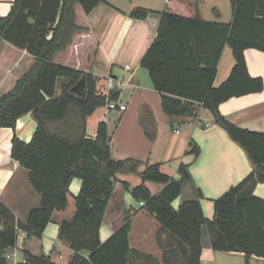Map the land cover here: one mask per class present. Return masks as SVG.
<instances>
[{
    "label": "trees",
    "instance_id": "1",
    "mask_svg": "<svg viewBox=\"0 0 264 264\" xmlns=\"http://www.w3.org/2000/svg\"><path fill=\"white\" fill-rule=\"evenodd\" d=\"M104 0H13L9 12L0 16V51L13 46L25 50L31 61L11 68L12 85L0 90V127H11V157L28 170L29 182L40 196L39 207L32 209L24 222L0 200V264H6V252L15 246L18 231L25 237L41 238L54 210H64L71 181L81 180L74 196L71 219L59 223L58 238L69 244L68 262L56 263L49 256L24 251L16 264H127L129 251L126 220L105 241L99 239V227L117 181L116 173L134 172L140 160L114 159L110 153L111 136L106 123L99 121L93 137L86 134V119L96 107L115 101L119 90L100 94L96 77L54 56L64 51L75 32L88 27L76 22L75 6L84 13ZM230 22L205 20L190 14L178 1L159 12L156 35L140 59L152 86L161 97V107L169 117L194 115L199 106L208 108L214 121L245 151L251 171L213 200V216L205 217L199 198L186 200L173 208L183 181L190 179L187 165L180 164L178 177L160 170L159 163L146 164L139 172L141 182L131 190L160 222L189 248L186 264H201V230L205 225L213 250L240 252L246 264L251 255L264 258V199L248 187L264 180V132L236 126L218 110L222 101L237 95L260 91L263 81L247 71L244 50L264 51V0H229ZM150 12L134 7L130 16L143 18ZM232 50L235 62L228 77L213 85L223 47ZM95 48L87 51L92 64ZM8 66L12 59H7ZM20 66V67H19ZM58 78H65L61 92L55 95ZM31 112L36 128L28 142L15 132L18 117ZM152 139L153 133L147 131ZM190 152L198 154L196 144ZM145 181L164 184L152 194ZM122 184L127 187L126 182Z\"/></svg>",
    "mask_w": 264,
    "mask_h": 264
},
{
    "label": "crops",
    "instance_id": "2",
    "mask_svg": "<svg viewBox=\"0 0 264 264\" xmlns=\"http://www.w3.org/2000/svg\"><path fill=\"white\" fill-rule=\"evenodd\" d=\"M186 4L190 14L198 13L205 20L230 22L229 15L220 11V5L227 0H104L89 13L81 6H75L76 22L88 27L87 31L75 32L72 41L54 59L72 67L90 71L97 79L99 90L111 91L109 82L118 79L122 84L117 88L115 100L125 104V110H111L106 104L96 107L86 119V134L93 137L99 121H104L111 136L110 153L114 159L132 157L140 160L134 172L116 173L117 181L113 196L109 200L99 227V239L105 241L126 220L129 251L127 264H186L189 248L173 234L161 228L160 222L146 208L139 204L131 190L141 182L139 172L146 164L159 163L160 170L178 177L180 164L187 165L190 179L183 181L179 196L172 202L173 208L186 200L197 198L196 189L205 217L213 216V200L230 186L238 183L252 169L244 149L228 135L227 131L214 121L213 114L199 106L194 115L169 117L161 107V97L152 86L147 70L140 66V59L153 41L159 24V12L172 3ZM13 0H0V16L6 15ZM214 10V16L206 17V7ZM134 7H144L150 12L143 18L130 16ZM2 49L0 51V90L8 89L13 82L9 72L15 65L28 63L31 56L25 50ZM95 48L91 65L87 63V51ZM247 71L251 76L260 77L263 88L260 91L232 96L218 105L219 112L238 127L264 132V51L248 47L243 52ZM12 59L8 66L7 59ZM235 62L228 45L223 47L213 85L221 84L229 75ZM126 65L129 67L126 68ZM20 67V66H19ZM65 78H58L55 95L61 92ZM114 89V90H117ZM127 90L123 95V91ZM36 128L31 112L17 118L15 132L18 138L28 142ZM179 130V132H175ZM148 132L153 133L151 139ZM11 127H0V200L24 222L28 213L40 205V196L29 182L28 170L11 157ZM196 144L198 154L190 152V143ZM122 182L127 183L125 187ZM81 180L75 177L67 194L64 210H54L42 237H25L19 230L15 246L7 249L6 264H16L24 259V251L32 255L49 256L56 263L68 262L72 250L68 243L58 238L59 223L71 219L75 211L74 196L80 189ZM152 194L159 192L164 184L145 181ZM248 191L264 199V180L249 186ZM201 264H231L230 257L244 255L240 252L213 250L205 225L201 230ZM19 252L21 255L19 256ZM59 259V260H57ZM263 259L256 255L251 260ZM230 262V263H229ZM252 262V261H251Z\"/></svg>",
    "mask_w": 264,
    "mask_h": 264
},
{
    "label": "rangeland",
    "instance_id": "3",
    "mask_svg": "<svg viewBox=\"0 0 264 264\" xmlns=\"http://www.w3.org/2000/svg\"><path fill=\"white\" fill-rule=\"evenodd\" d=\"M204 7H206V17H213L214 16V10L211 9V7H208L207 10V6L205 3H202ZM79 6V5H78ZM220 7V11L223 12L224 15H229L231 12V7H230V1L227 0L225 5H220L218 6ZM125 92H127V90L123 91V95L125 94ZM18 235H20V232H18ZM21 255V253L19 252V256ZM230 262L231 264H246L245 258L241 257V255H238L237 257H230ZM59 260V259H57ZM252 261V262H251ZM250 263L252 264H264V260L263 259H256V260H251ZM229 262V263H230Z\"/></svg>",
    "mask_w": 264,
    "mask_h": 264
},
{
    "label": "built area",
    "instance_id": "4",
    "mask_svg": "<svg viewBox=\"0 0 264 264\" xmlns=\"http://www.w3.org/2000/svg\"><path fill=\"white\" fill-rule=\"evenodd\" d=\"M129 66L126 65V68H128ZM122 84V81L121 80H118V79H111L110 82H109V86L111 87V89H117L119 87V85ZM109 91H106V90H102L100 91L99 90V93L100 94H103V95H107ZM106 106L111 109V110H115V109H118V110H125L126 109V105L125 104H120V103H117L116 101H108L106 103ZM175 132H179V130H175ZM140 205H143L144 202L143 201H140L139 202ZM7 257V255H6Z\"/></svg>",
    "mask_w": 264,
    "mask_h": 264
}]
</instances>
